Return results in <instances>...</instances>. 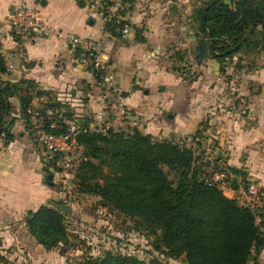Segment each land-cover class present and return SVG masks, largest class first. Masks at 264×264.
<instances>
[{
  "label": "crops",
  "instance_id": "0c3cea01",
  "mask_svg": "<svg viewBox=\"0 0 264 264\" xmlns=\"http://www.w3.org/2000/svg\"><path fill=\"white\" fill-rule=\"evenodd\" d=\"M165 3V0H109V20L117 23L112 25L78 0H0V52L7 67V73L0 74V79L22 82L24 87L29 85L31 105L47 102L68 105L73 116L90 127L109 118L111 97L105 84L79 62L77 53L65 39L26 36L8 30L6 18L17 5L36 6L52 28L100 42L101 58L112 83L122 91L129 112L141 123L138 130L142 133L181 141L198 129L205 130L207 126L202 125L207 120L212 124L218 118L224 119L217 126L218 144L227 150L228 165L242 173L235 176L230 172L228 184L220 186L232 198L235 192L229 186L232 182L238 186L243 180L264 183V68L261 67L259 76L246 74L235 67L236 56L226 59L230 60L227 66L226 60L220 63L204 47V55L197 63L200 93L194 96L191 93L194 85L176 69L183 66L178 65L182 61L176 52H189V45L200 38L199 33L193 31L182 14L170 17L171 8L165 7ZM125 24L130 30L122 36L120 29ZM224 88L217 96L216 90ZM37 91L43 94L37 95ZM10 101L14 138L0 146V240L5 249L16 245L34 247L37 243L27 232L25 215L49 205V201L57 202L64 195L55 188L54 174L53 184L47 183L50 169L45 167L44 153L20 112L19 97ZM84 216L81 214L79 218L89 220ZM257 221L262 223L260 236L264 238V198ZM39 247L37 244L36 249ZM249 264H264V248L256 261Z\"/></svg>",
  "mask_w": 264,
  "mask_h": 264
},
{
  "label": "trees",
  "instance_id": "16d2710c",
  "mask_svg": "<svg viewBox=\"0 0 264 264\" xmlns=\"http://www.w3.org/2000/svg\"><path fill=\"white\" fill-rule=\"evenodd\" d=\"M212 1L215 2L205 11L203 21L202 11ZM206 5L196 11L198 43L208 48L220 63L236 54L264 53V0H208ZM114 21L111 19L108 24L117 25ZM256 21L259 22L255 24ZM176 55L178 59L182 57L179 51ZM241 60L239 55L236 66ZM176 69L182 74L183 69ZM4 73L7 67L0 52V74ZM28 86L0 79V146L14 138L12 97H19L20 112L35 139L27 112L32 106ZM39 107L41 114L46 108L64 107L63 117L75 118L66 104L47 102ZM52 121L54 127H49ZM45 126L56 135L66 131L65 123L58 117L46 121ZM79 126L89 127L88 123ZM200 130L189 144L187 140L158 139L138 129L81 130L77 135L81 147L75 167L77 191L98 196L109 212L119 213L131 222L128 230L152 238L155 251L169 257L182 256L185 264L255 262L264 248V238L260 236L262 223L248 207L226 196L218 183H208L212 161L202 151L197 154ZM43 158L45 167L61 170L55 163L57 157ZM227 169L235 176L242 174L237 168ZM228 180L227 177V184ZM229 186L238 188L234 182ZM24 223L27 232L45 249L68 242L64 215L50 205L28 211ZM71 264L165 263L158 258L144 260L105 252Z\"/></svg>",
  "mask_w": 264,
  "mask_h": 264
},
{
  "label": "rangeland",
  "instance_id": "374dc122",
  "mask_svg": "<svg viewBox=\"0 0 264 264\" xmlns=\"http://www.w3.org/2000/svg\"><path fill=\"white\" fill-rule=\"evenodd\" d=\"M165 2L164 6H170L172 9L170 11L167 9L170 17H174L176 13H180L186 18V22L193 28V31H198L197 23L195 22L196 11L206 5L208 0H165ZM178 4H180V8ZM176 9H180L181 12L176 11ZM174 11L175 14H172ZM7 25L9 26L8 23ZM8 30L14 31L10 26ZM198 40L191 42L187 49L190 50L189 52L187 51L182 54L184 50H178L182 54L180 58L182 63H178V65L183 64V66L180 65L183 69L181 76L188 83L194 85L191 87V93L194 96L200 93V67H197L199 51L196 48L199 45ZM239 55H241L243 60L239 61L241 64L235 66L238 68L237 70H245V73L249 75L259 76L260 72L262 73V68H264L263 52L257 54H236V57ZM228 61L230 60L225 61V65L227 66L229 64L227 63ZM228 69L230 70V68ZM222 74L224 78L227 77L225 72ZM224 90L226 89L216 90V95H221ZM230 92H233V90H230ZM219 121H224V119L219 120L218 118L212 124L207 120L206 124L202 125V127L207 126V128L205 130L201 129L200 137H197L200 140V147L198 148L197 154H200L202 151V154L205 157L207 155L212 161V168L209 169V172L230 167L228 165V155L226 154L227 150H224L218 144L219 137L217 131L219 129L217 126H220ZM105 123H94V127L99 128ZM130 131L132 130L129 129L126 132ZM195 133L185 138L182 137L181 142L186 141L188 138L193 139ZM78 157L79 154L76 153L74 159L75 167L79 161ZM214 166L216 170H211L215 169ZM75 167L67 169L66 171H54L50 169V173L56 177L52 179L55 182V188L60 192H64V195L57 202L68 204L71 209H75L74 212L70 210L68 214L61 212L64 215V223L68 234L67 244L59 245L52 249H45L42 246L36 249L37 244L34 247H30L29 245L27 248L25 246L20 247V245L10 246L8 249L2 248V245H0V264H71L89 256H101L105 252L132 255L144 260L158 258L165 264H185L182 256L176 258L169 257L155 251L151 245L152 238L144 236L135 230H128L131 222L119 213L109 212L106 207L101 205L98 196H87V194L79 193L76 187ZM248 182L246 181V183ZM237 201L239 202V200ZM81 214L82 216H88L89 220L84 221L80 219L79 215Z\"/></svg>",
  "mask_w": 264,
  "mask_h": 264
},
{
  "label": "built area",
  "instance_id": "2783aa9c",
  "mask_svg": "<svg viewBox=\"0 0 264 264\" xmlns=\"http://www.w3.org/2000/svg\"><path fill=\"white\" fill-rule=\"evenodd\" d=\"M88 9L100 14L104 21L110 18V9L107 2L109 0H78ZM6 22L17 33L26 36L38 37H57L66 40L67 45L77 53L79 62L86 68L90 69L104 84L111 100L109 102V118L106 123L97 127H88L81 129L80 121L76 118L67 119L63 115L66 112L64 107H50L45 109V113H40L39 105H32L27 112L30 114L31 124L35 136V141L42 149L44 157L49 159L57 157L56 165L66 171L75 167V154H80L81 147L77 143V135L81 130H99L105 132L108 129L126 130L138 129L141 123L137 118L131 115L124 95L120 88L112 83L111 75L108 73L106 66L101 58L102 47L99 41L89 38H82L75 34H65L60 29L52 28L43 17L41 11L32 5H17L7 16ZM130 28L124 25L120 29L122 36L128 34ZM9 69L12 65L8 66ZM55 117L61 118L66 125V131L63 134H53L46 130V121ZM81 125V124H80ZM49 127H54V121L49 123ZM192 139H187L189 144ZM194 149L196 146L193 147ZM229 172L227 169L210 171L207 178L208 183H218L224 187ZM234 198L239 203L248 207L258 219V213L262 207L264 198V183L261 180H251L245 185L238 186L234 192Z\"/></svg>",
  "mask_w": 264,
  "mask_h": 264
},
{
  "label": "water",
  "instance_id": "95a60500",
  "mask_svg": "<svg viewBox=\"0 0 264 264\" xmlns=\"http://www.w3.org/2000/svg\"><path fill=\"white\" fill-rule=\"evenodd\" d=\"M213 2H215V1H212L211 3H209V4L203 9V11H202V19H203V21H205V17H204V13H205V11L209 8V6H210L211 4H213ZM257 22H259V21H256L255 24H256ZM238 46H239V45H237L235 48H237ZM196 48H197V50L199 51V57H200V59H202V57H203V55H204V52H205V48H204V46H203L202 44H199V45H197ZM212 51H213V50H212ZM80 124H83V123L80 122ZM52 177H53L52 173H48V174H47V183H48V184H53V182L51 181ZM49 204H50L51 207H53V208L59 210V211L62 212V213H65V214H68V213L70 212V210H71L70 206H69L68 204H65V203H60V202H56V201H49Z\"/></svg>",
  "mask_w": 264,
  "mask_h": 264
}]
</instances>
